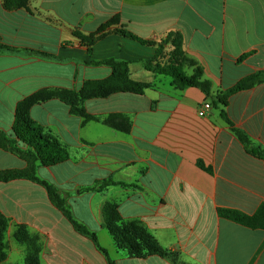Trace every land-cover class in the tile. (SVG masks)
I'll list each match as a JSON object with an SVG mask.
<instances>
[{
  "label": "crops",
  "instance_id": "0c3cea01",
  "mask_svg": "<svg viewBox=\"0 0 264 264\" xmlns=\"http://www.w3.org/2000/svg\"><path fill=\"white\" fill-rule=\"evenodd\" d=\"M4 1L2 43L55 57L0 53V131L10 137L17 104L25 97L44 88L79 91L85 81L112 74L108 66L85 62H128L130 77L150 85L143 95L117 93L85 103L97 117L128 116L129 133L97 121L83 125L57 99L31 110L36 122L70 147L69 160L39 165L38 176L67 194L75 218L103 236L98 239L105 241L100 245L108 256L116 264H177L158 255L132 258L117 249L102 215L107 202H117L121 215L140 220L179 264H264V229L219 213L231 209L252 216L264 205V158L253 152L264 151V81L232 95L226 106L216 101L219 92L264 72V0H28L17 10H7ZM114 18L154 44L116 34L114 26L90 54L75 34L89 36ZM170 32L182 34L187 55L211 82L210 96L196 87L181 90L170 76L147 70L146 62L157 57ZM170 51L166 46L159 62L165 63ZM204 103L212 106L207 117L199 116ZM26 167L0 149V170ZM107 179L127 186L83 192ZM0 211L10 219L8 256L0 264H26L27 247L16 240V225L39 236L41 264H109L38 183L0 182Z\"/></svg>",
  "mask_w": 264,
  "mask_h": 264
},
{
  "label": "trees",
  "instance_id": "16d2710c",
  "mask_svg": "<svg viewBox=\"0 0 264 264\" xmlns=\"http://www.w3.org/2000/svg\"><path fill=\"white\" fill-rule=\"evenodd\" d=\"M27 2L28 0H5L4 7L7 10H17L25 7ZM114 26L117 27L114 30L116 34L136 40L142 44H154L151 41L135 36L127 27L121 26L119 18L112 19L89 36H84L81 33H76L75 36L80 39L82 44L88 47L89 53L92 54L95 43L106 36ZM166 46H170L171 51L166 57V62L162 63L158 59L163 57ZM0 53H23L27 56L43 57L48 60L55 59L54 56L43 52L7 46L2 43L1 38ZM85 64L89 66H108L112 69V74L105 79L85 81L79 91L69 88H44L18 102L13 125L15 137L12 138L4 131H0V149L18 156L27 163V167L24 169L0 170V182L26 179L42 185L47 190L53 204L64 214L74 229L93 240L97 248L107 256L109 264H116L108 256L107 251L100 246L98 235L75 218L68 202L67 194L48 181L42 180L37 173L39 165L54 166L69 160L70 147L61 138L47 131L45 127L32 118L31 110L34 106L57 99L68 105L71 114L80 117L83 125L91 121H97L129 133L131 119L128 116L125 114H110L106 117H97L88 113L85 103L92 99H105L117 93L143 95L150 88L148 83L135 81L130 77L128 62L108 59L85 62ZM145 66L147 70L153 73L170 76L173 80V85L181 90L196 87L200 88L208 96L211 95V82L203 79V68L197 61L187 55L184 49V38L179 32H170L159 44L157 57L147 61ZM189 68L194 70L191 75L187 72ZM263 81L264 72L247 76L231 89L219 92L216 101L226 106L232 95L251 89ZM124 124L128 126L124 128ZM241 138L245 144H250L246 137L241 136ZM253 152L260 158H264V151L257 150ZM199 166L207 170L203 163L199 162ZM113 185L127 186L113 179H107L98 181L94 186L83 189V192H101ZM219 213L223 218L243 226L253 229H264V205L252 216L231 209H221ZM102 215L103 226L113 238L118 250L127 252L132 258L144 259L158 255L179 264L178 257L163 250L155 239L142 228L140 220L125 219L120 213L117 202H107L103 207ZM9 226L10 219L0 211V263L4 262L8 256L6 236ZM15 238L19 243L27 247L26 264H41L39 241L30 234L27 226L16 225Z\"/></svg>",
  "mask_w": 264,
  "mask_h": 264
},
{
  "label": "built area",
  "instance_id": "2783aa9c",
  "mask_svg": "<svg viewBox=\"0 0 264 264\" xmlns=\"http://www.w3.org/2000/svg\"><path fill=\"white\" fill-rule=\"evenodd\" d=\"M212 111V106L210 103H204L203 106L199 110V116L207 117Z\"/></svg>",
  "mask_w": 264,
  "mask_h": 264
},
{
  "label": "rangeland",
  "instance_id": "374dc122",
  "mask_svg": "<svg viewBox=\"0 0 264 264\" xmlns=\"http://www.w3.org/2000/svg\"><path fill=\"white\" fill-rule=\"evenodd\" d=\"M22 55H23V53H21ZM34 237H36L37 239H38V241H39V236H37V235H33ZM99 236V235H98ZM99 237H103L102 235H100ZM109 237V236H108ZM105 241H99V244H102V245H104L105 243H104ZM101 246V245H100ZM17 260H20V257L19 256H17V257H15Z\"/></svg>",
  "mask_w": 264,
  "mask_h": 264
}]
</instances>
